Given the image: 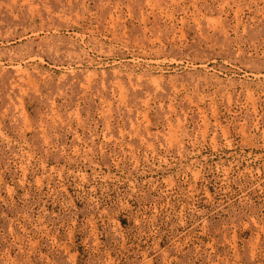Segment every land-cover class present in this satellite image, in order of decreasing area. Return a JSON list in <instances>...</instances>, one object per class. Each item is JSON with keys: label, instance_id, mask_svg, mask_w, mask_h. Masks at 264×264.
Masks as SVG:
<instances>
[{"label": "rangeland", "instance_id": "374dc122", "mask_svg": "<svg viewBox=\"0 0 264 264\" xmlns=\"http://www.w3.org/2000/svg\"><path fill=\"white\" fill-rule=\"evenodd\" d=\"M263 71L264 0H0V264H264Z\"/></svg>", "mask_w": 264, "mask_h": 264}, {"label": "bare ground", "instance_id": "6f19581e", "mask_svg": "<svg viewBox=\"0 0 264 264\" xmlns=\"http://www.w3.org/2000/svg\"><path fill=\"white\" fill-rule=\"evenodd\" d=\"M77 12V11H76ZM47 26H49V25H47ZM54 27V26H53ZM46 28V27H45ZM24 29V28H23ZM42 29V27H40V28H37V29H30V30H24V34L25 35H27L26 33H30L31 35L33 34V33H39V31ZM22 30V29H21ZM47 30V29H46ZM48 31H49V29H48ZM47 31V32H48ZM51 31H53V30H51ZM59 31V30H58ZM61 31V30H60ZM59 31V32H60ZM54 34V33H53ZM52 34V35H53ZM48 35H50V34H48ZM52 35H50L51 36V39H52ZM59 35V34H58ZM16 36V35H15ZM14 36V37H15ZM24 36V35H23ZM42 36V35H41ZM40 36V37H41ZM47 36V35H46ZM57 36V35H56ZM59 37V36H58ZM57 37V38H58ZM67 37V36H66ZM7 38V37H6ZM17 38V37H16ZM15 38V39H16ZM36 38V37H35ZM46 39H47V37H45ZM49 38V37H48ZM18 39V38H17ZM28 39V38H27ZM39 39V38H38ZM45 39V40H46ZM58 39H62V38H58ZM66 39V38H65ZM13 40V39H12ZM44 40V39H43ZM57 40V39H56ZM47 41V40H46ZM9 42V41H8ZM35 42H36V40H35ZM37 42H38V40H37ZM41 42H42V39H41ZM48 42V41H47ZM49 42H50V40H49ZM53 42H55V40L53 41ZM64 42H66V41H64ZM71 42V41H70ZM19 43H20V41H19ZM23 43V42H22ZM56 43V42H55ZM62 43H63V41H62ZM72 43H74V42H72ZM27 44H29V42L27 43ZM37 44V43H36ZM39 44V43H38ZM41 44V43H40ZM42 44H43V42H42ZM57 44V43H56ZM26 45V44H25ZM45 45V44H44ZM50 45H52V43H50ZM29 46H30V44H29ZM49 46V45H48ZM65 46V45H64ZM64 46H62V47H64ZM68 46H70V45H68ZM36 47H37V45H36ZM41 46H39V48H40ZM50 47V46H49ZM72 47V46H71ZM30 47H28V49H29ZM45 48V47H44ZM53 48V47H52ZM55 48V47H54ZM67 48V47H66ZM34 49V48H33ZM41 49V48H40ZM43 49V48H42ZM56 49V48H55ZM69 49H70V47H69ZM74 49V48H73ZM46 50V49H45ZM47 50H48V48H47ZM53 50V49H52ZM32 51V50H31ZM49 51V50H48ZM42 52V51H41ZM49 52H51V51H49ZM56 54V53H55ZM57 54H58V52H57ZM69 54V53H68ZM44 57V56H43ZM63 57V56H62ZM253 70V69H252ZM263 70V69H262ZM222 71V70H221ZM250 71H248V73H249ZM264 72V71H263ZM219 73V72H218ZM256 73V72H255ZM259 73H261V72H259ZM264 74V73H263ZM237 80V79H236Z\"/></svg>", "mask_w": 264, "mask_h": 264}]
</instances>
